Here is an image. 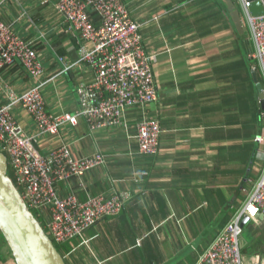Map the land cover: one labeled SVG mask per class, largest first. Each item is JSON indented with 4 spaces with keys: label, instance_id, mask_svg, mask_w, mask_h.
<instances>
[{
    "label": "crops",
    "instance_id": "1",
    "mask_svg": "<svg viewBox=\"0 0 264 264\" xmlns=\"http://www.w3.org/2000/svg\"><path fill=\"white\" fill-rule=\"evenodd\" d=\"M58 1L0 0V21L32 42L42 63L40 93L54 115L74 113L77 86L93 78L80 60L79 34L58 11ZM121 1L152 56L157 99L126 110L120 126L93 130L79 119L75 126L64 124L56 136L37 137L42 156L60 145L74 158L104 156V164L82 179L58 184L61 198L129 194L121 214L87 230L86 244L72 240L63 259L67 264H195L244 204L246 181H257L264 169V143L259 153L255 142L264 139V112L252 74L260 84L261 77L253 70L246 30L235 31L222 0ZM92 20L99 25L97 17ZM34 86L15 63L0 71V102H7L9 91L20 95ZM11 115L25 136L38 135L20 106ZM144 118L159 123L154 155L138 151L136 125ZM252 242L259 250L244 251ZM241 243L247 261L264 257V216L245 222ZM0 264H15L1 234Z\"/></svg>",
    "mask_w": 264,
    "mask_h": 264
},
{
    "label": "built area",
    "instance_id": "2",
    "mask_svg": "<svg viewBox=\"0 0 264 264\" xmlns=\"http://www.w3.org/2000/svg\"><path fill=\"white\" fill-rule=\"evenodd\" d=\"M233 2L247 29L250 57L255 62L253 70L259 72L264 86V0H258L263 8L261 16L251 14L248 0ZM56 7L69 27L78 32L80 60L93 74L91 82L77 86L79 108L72 114L54 115L48 111L40 93L39 78L44 70L32 42L0 21V71L19 63L35 81L33 88L20 95L9 91L7 102H0V153L7 158L12 182L27 209L36 214L54 246L72 240L86 244V231L121 214L129 194H113L109 198L87 194L84 201L75 194L61 198L58 184L71 178L82 179L86 172L104 164V156L74 158L63 145L42 156L35 146L37 137L56 136L64 124L75 126L79 119L93 130L120 126L126 110L145 107L157 99L152 56L146 54L140 26L132 21L121 0H59ZM92 15L98 18L99 25L93 23ZM15 106H20L35 123L37 136L23 134L11 115ZM160 133L155 118H144L137 124L135 139L139 153L156 154ZM255 142L259 145L258 152L263 153L264 139L257 137ZM246 182L250 190L245 191L244 204L195 264H264L262 256L254 255L247 261L242 254L240 225L243 218L256 221L259 215L264 216V169L257 181Z\"/></svg>",
    "mask_w": 264,
    "mask_h": 264
},
{
    "label": "water",
    "instance_id": "3",
    "mask_svg": "<svg viewBox=\"0 0 264 264\" xmlns=\"http://www.w3.org/2000/svg\"><path fill=\"white\" fill-rule=\"evenodd\" d=\"M228 11L231 23L239 35L244 28L239 11L233 0H222ZM253 16L263 15V8L258 0H248ZM256 96L260 110L264 112V89L258 83L255 74ZM247 218L241 221L244 228ZM0 234L6 242L15 264H66L58 253L43 228L27 209L19 191L8 176L7 158L0 153Z\"/></svg>",
    "mask_w": 264,
    "mask_h": 264
},
{
    "label": "trees",
    "instance_id": "4",
    "mask_svg": "<svg viewBox=\"0 0 264 264\" xmlns=\"http://www.w3.org/2000/svg\"><path fill=\"white\" fill-rule=\"evenodd\" d=\"M247 36V32L245 31V34H244V38ZM260 82H261V85L263 86V82H262V80L260 79ZM264 87V86H263ZM8 176L10 177V179L13 181L14 179H13V176H12V172L10 171V169H8ZM31 213L33 214V216H34V218L37 220V218H36V214L34 213V212H32L31 211ZM38 221V220H37ZM39 224H40V222H39ZM40 226L42 227V225L40 224ZM44 230V229H43ZM45 232V231H44ZM45 234H46V232H45ZM73 241H70V242H68V243H66V244H63V245H55V248H56V250L58 251V253L63 257V254L64 253H66V252H68V251H70L71 249V247H70V245H71V243H72ZM259 244L258 243H256V242H252L249 246H244V248H243V250L244 251H247V252H250V253H252V252H255V251H258L259 250V246H258ZM245 247H246V249H245ZM242 250V251H243ZM65 261V260H64ZM65 263L67 264V262L65 261Z\"/></svg>",
    "mask_w": 264,
    "mask_h": 264
},
{
    "label": "rangeland",
    "instance_id": "5",
    "mask_svg": "<svg viewBox=\"0 0 264 264\" xmlns=\"http://www.w3.org/2000/svg\"><path fill=\"white\" fill-rule=\"evenodd\" d=\"M241 21H242V25H243V28H244V30H246V31H247V29H246V27H245L244 20H243V19H241ZM244 235H246V234L244 233Z\"/></svg>",
    "mask_w": 264,
    "mask_h": 264
}]
</instances>
